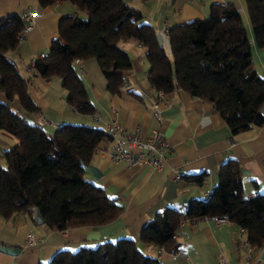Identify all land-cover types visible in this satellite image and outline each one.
<instances>
[{
	"label": "trees",
	"instance_id": "trees-1",
	"mask_svg": "<svg viewBox=\"0 0 264 264\" xmlns=\"http://www.w3.org/2000/svg\"><path fill=\"white\" fill-rule=\"evenodd\" d=\"M56 0H39L41 5ZM84 15L60 17L58 33L44 55L31 66L42 76L58 75L66 100L83 113H93L86 85L73 60L95 57L112 92L126 81L133 66L131 53L121 44L135 38L147 48L148 79L167 93L185 89L211 102L233 133L264 124V75L253 64V41L241 9L233 2H214L208 16L173 24L170 51L142 11L126 0H69ZM254 39L264 43V0H246ZM26 22L21 13L0 16V128L15 134L18 142L3 150L0 162V213L10 217L37 206L44 222L64 229L96 224L117 217L123 206L101 184L86 177L95 146L109 137L102 126L66 121L54 130L30 125L28 113L39 109L29 91V77L7 55L20 40ZM19 98L21 108L9 101ZM240 160L230 156L219 167V180L209 195L192 197L159 210L142 228L144 240L177 252L180 222L186 218L225 214L246 231L252 245H264V192L246 195ZM202 182L206 171L188 175ZM40 264H163L145 253L130 236L105 240L94 246L57 249Z\"/></svg>",
	"mask_w": 264,
	"mask_h": 264
},
{
	"label": "crops",
	"instance_id": "crops-1",
	"mask_svg": "<svg viewBox=\"0 0 264 264\" xmlns=\"http://www.w3.org/2000/svg\"><path fill=\"white\" fill-rule=\"evenodd\" d=\"M126 1L139 8L143 18L154 25L170 53V38L166 29L176 23L208 16L214 2L235 3L242 10L250 28L253 64L264 75V44H258L254 39L246 0ZM28 7L36 11L32 26L23 32L18 45L8 50L7 55L16 61L24 75L32 73L35 75L33 79L44 85L39 94L31 86L32 79L29 81V91L39 106L37 111L32 112L33 119L44 115L40 110L43 107L52 111L53 115L46 118L55 127L76 120L104 127L116 119L128 129L141 127L146 136L151 135L155 128H160L173 148L167 152L161 169L149 164L128 167L123 161H115L94 148L90 162L99 167L101 175L95 179L88 169L85 175L118 199L123 206L119 215L102 223L56 229L45 222L37 223L27 211L15 212L10 217L0 213V264H40L47 262L57 249L74 250L81 245L94 246L123 236L133 237L145 253L158 256L163 264H224L220 262V252L225 255L226 264H264V245H253L250 249L245 229L230 219L217 222L211 215H206L182 220L175 233L181 243L177 252L146 241L141 235L142 228L157 211L176 204L175 201L184 207L192 197L207 196L219 180L221 162L230 156L238 158L243 166L245 194L249 196L264 192V124L233 133L211 102L185 89L169 92L170 102L162 104L160 109L156 108L153 102L158 98V92L148 79L150 62L147 48L135 38H126L121 42L130 53L133 50L135 56H132L133 66L126 70L127 79L117 92H112L106 87L105 80L95 76L96 62L91 57L73 60L86 85L88 97L95 105L93 113L77 116L78 110L66 100L67 90H59L61 94L57 99L48 97L50 90L62 85L61 78L45 77L35 72L30 59L48 49L52 38L58 33L60 17L79 9L69 0H56L46 5H41L39 0H0V16L22 13ZM139 56L142 65L138 68V62L134 65V57ZM79 65L82 69H78ZM145 79L148 83L144 82ZM130 83L132 87L126 86ZM0 99H6L1 91ZM9 102L14 108L22 107L17 97ZM17 142L15 134L0 128V159L4 157L3 150ZM114 143L108 137L97 145L112 146ZM178 170L182 171L180 177L177 176ZM201 171H206L202 182L188 176ZM28 232L37 236L35 242L28 243ZM3 245L19 246L21 249L13 253Z\"/></svg>",
	"mask_w": 264,
	"mask_h": 264
},
{
	"label": "built area",
	"instance_id": "built-area-1",
	"mask_svg": "<svg viewBox=\"0 0 264 264\" xmlns=\"http://www.w3.org/2000/svg\"><path fill=\"white\" fill-rule=\"evenodd\" d=\"M21 15L24 18L26 25L23 31L19 34L20 38L23 36V32L31 28L36 11L31 7H28L22 11ZM166 33L169 35V29H166ZM42 55H44V52H39L37 55L32 56L30 59V65L32 66L36 58ZM78 69H82V66L79 65ZM126 86L132 87V84H126ZM157 92L158 98L154 100L153 104L156 108L160 109L161 105L169 103L170 99L168 93L163 89H157ZM96 118L98 119V116H96ZM34 121L41 126L49 122V120L42 115L34 118ZM103 128L108 132L109 137L112 138L115 143L112 146L96 145L95 150L109 155L115 161H123L128 167L149 164L154 168L161 169L164 167L167 159V152L173 148L172 143L160 128H155L151 135L146 136L141 127L128 129L116 119L106 123ZM181 175L182 171L178 170L177 176L180 177ZM207 195H209V192ZM211 216L217 222L228 219L225 214H213ZM36 239L37 236L35 234L32 232L27 233L28 243H33ZM249 248H253V245L250 243ZM219 258L221 263L226 264V258L222 252L219 253Z\"/></svg>",
	"mask_w": 264,
	"mask_h": 264
},
{
	"label": "rangeland",
	"instance_id": "rangeland-1",
	"mask_svg": "<svg viewBox=\"0 0 264 264\" xmlns=\"http://www.w3.org/2000/svg\"><path fill=\"white\" fill-rule=\"evenodd\" d=\"M78 13L79 14H81V15H84V12L82 11V10H78ZM122 42V41H121ZM131 54H132V56H135V52H133V50H131ZM141 56H142V53H141ZM89 58V57H88ZM95 62H96V73H95V76H98V77H100V79L102 80V81H104L105 80V78H104V75H103V73L101 72V70H100V68L98 67V64H97V61H96V59H95V57H91ZM134 59H135V62H134V65L136 66L137 65V62L139 63V65H137L138 66V68L140 67V65H142V60H141V58H140V56L139 57H137V58H135L134 57ZM145 60H147L146 58H145ZM141 72H142V74L144 73L142 70H140ZM83 74V73H82ZM28 76H29V81H31L30 79H32V81H31V86H32V88L36 91V93H41L42 92V90L44 89V85H42V82L41 81H37V79L35 80V79H33V76H35L34 74H32V73H30V74H28ZM51 78H56V79H59L60 80V77L58 76V75H53ZM144 82L145 83H148V80L147 79H145L144 80ZM62 88H63V90H65L66 91V88L63 86V85H60V86H58L55 90H53L52 89V91L50 90V92H49V94H50V96H48L49 98H52V97H55V99H57V97H59L60 96V94L61 93H59V90H60V92H61V90H62ZM58 104H61V103H58ZM57 105V104H56ZM65 106V105H64ZM40 110H42V113L44 114V115H46V116H44L45 118L47 117H49L48 115H53V113H52V111L50 110V109H48V108H40ZM41 113V112H40ZM76 113V112H75ZM34 114L32 113V112H30L29 113V116L31 117V116H33ZM76 115L77 116H88L89 114L88 113H83V112H80V111H77V113H76ZM82 121H84V120H76V121H74L75 123H86V122H82ZM47 124V126H46V128H48V129H50V130H54L56 127H55V124L54 123H50V122H47L46 123ZM0 162L4 165V166H6V160H5V158L3 157L2 159H0Z\"/></svg>",
	"mask_w": 264,
	"mask_h": 264
},
{
	"label": "water",
	"instance_id": "water-1",
	"mask_svg": "<svg viewBox=\"0 0 264 264\" xmlns=\"http://www.w3.org/2000/svg\"><path fill=\"white\" fill-rule=\"evenodd\" d=\"M26 121L30 124V125H36L34 119L30 116H27ZM85 166L87 167V169L92 173L93 177L96 179L101 175V170L99 169V167L91 162H84ZM187 198H184V200H186ZM176 204L179 203V201H175ZM32 211H33V216L34 219L37 223H42L44 222V217L42 216L41 212L39 211L37 206H33L32 207ZM3 248L7 249L10 252L13 253H17L20 251V247L19 246H6L3 245ZM262 257L264 258V249L262 252Z\"/></svg>",
	"mask_w": 264,
	"mask_h": 264
}]
</instances>
